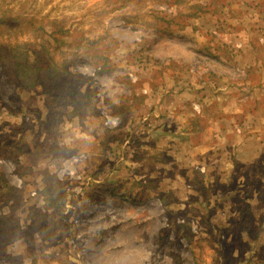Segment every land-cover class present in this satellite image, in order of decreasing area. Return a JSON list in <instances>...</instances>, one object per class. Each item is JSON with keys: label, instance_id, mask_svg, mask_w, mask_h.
Returning <instances> with one entry per match:
<instances>
[{"label": "rangeland", "instance_id": "1", "mask_svg": "<svg viewBox=\"0 0 264 264\" xmlns=\"http://www.w3.org/2000/svg\"><path fill=\"white\" fill-rule=\"evenodd\" d=\"M257 77L264 0H0V264H264L193 132L264 120Z\"/></svg>", "mask_w": 264, "mask_h": 264}, {"label": "crops", "instance_id": "2", "mask_svg": "<svg viewBox=\"0 0 264 264\" xmlns=\"http://www.w3.org/2000/svg\"><path fill=\"white\" fill-rule=\"evenodd\" d=\"M249 52L251 51L249 50ZM252 56L253 58L249 57V54H246V57L244 56L241 60L244 63L248 62V65H254L255 57L253 54ZM256 87L257 89L264 87V77H257V81L255 79V83L250 84V88L254 89L255 92ZM260 92L264 96V90L260 89ZM250 100V107H246L245 109L241 108L242 111L239 110L241 111V115L240 117L238 116V118L242 121L240 124H238L239 122L237 123L233 121V119L232 121L219 119L216 122L218 124L213 123L215 127H210L208 130L207 128L203 129V132H206V134H203L202 130L196 131L194 129L193 132L194 136L196 135V132H199L201 136L198 141L203 144L201 149L197 148V150H201L197 154H200L201 152H203V154H207L206 158L208 159V169L217 167L218 171L223 170L222 172H224V174L228 177H233L239 180L244 177H251L256 184L262 186V193L264 195V120L261 118V115H259L260 111L258 112L259 107L263 109V106L259 104L260 93L259 97ZM261 113L263 114V112ZM245 122L249 125V127L246 126L247 128L245 129L248 131L247 133H244L245 130L243 128L245 127ZM238 125H241V128ZM158 128L159 127H155V129L153 128L154 134H156ZM211 130L216 131L213 133V136L210 135ZM160 136V132L156 134V138ZM197 144L199 143L197 142L193 145V149H195L194 147ZM194 152L196 154V151ZM256 163L257 165H261L262 174H256L253 169H251ZM253 188L254 184L249 183L247 187H244V189H242V186L240 185L238 190L240 193L243 191L250 192ZM246 202L249 201L247 200ZM250 205L253 209H259L264 214V200L260 203L258 200L253 199L250 201ZM262 221L261 226L263 229H261L260 237L264 234V219Z\"/></svg>", "mask_w": 264, "mask_h": 264}, {"label": "trees", "instance_id": "3", "mask_svg": "<svg viewBox=\"0 0 264 264\" xmlns=\"http://www.w3.org/2000/svg\"><path fill=\"white\" fill-rule=\"evenodd\" d=\"M15 66L17 67L18 66V64H16L15 63ZM47 199H48V204H52V202L54 201H57V196L55 195H49V196H47ZM11 204V203H10ZM57 204V203H56ZM55 206V205H54Z\"/></svg>", "mask_w": 264, "mask_h": 264}]
</instances>
